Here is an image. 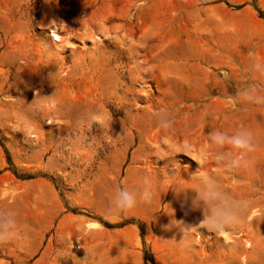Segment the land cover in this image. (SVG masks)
<instances>
[{
  "label": "rangeland",
  "instance_id": "rangeland-1",
  "mask_svg": "<svg viewBox=\"0 0 264 264\" xmlns=\"http://www.w3.org/2000/svg\"><path fill=\"white\" fill-rule=\"evenodd\" d=\"M243 2L253 12L255 0H0V218L14 219L0 264H264V102L226 105L249 85L264 97V21L239 15ZM240 128L256 144L240 168L204 159L209 132ZM175 160L223 201L167 190ZM145 178L151 205L107 213L117 187ZM214 207L237 216L221 233Z\"/></svg>",
  "mask_w": 264,
  "mask_h": 264
},
{
  "label": "clouds",
  "instance_id": "clouds-1",
  "mask_svg": "<svg viewBox=\"0 0 264 264\" xmlns=\"http://www.w3.org/2000/svg\"><path fill=\"white\" fill-rule=\"evenodd\" d=\"M42 52L48 61H54L59 53L54 48L47 45L42 46ZM255 67L258 70H264L261 65L257 64ZM239 99L264 102V97L258 95V90L254 85H249L240 94L239 97H227L226 105L235 107ZM156 124L160 129L168 130L172 127L173 121L170 119L166 112L154 113ZM203 125L201 127V131ZM205 143L207 145L204 159L209 156L214 158L225 170L232 171L242 166L244 158L247 154L252 153L256 149V144L253 139V134L250 130L240 128L231 134L224 131H211L206 136ZM83 144V139H81ZM230 150V151H226ZM235 153V155H232ZM168 165L173 169L172 175H164L169 180L167 190L171 188L175 193H182L185 189L194 190L197 194L196 199L193 201V206H200L201 202H209L217 204L223 201V196L218 190L214 181L207 176L192 175L190 182H185L180 178L179 163L175 160ZM182 184H190L193 187H181ZM154 198V191L151 181L147 178L141 181V189H129L124 187H117L114 190L113 197L107 208L109 215L117 217L135 209L138 204L151 205ZM235 207H239L236 205ZM172 217V216H171ZM169 224L164 226L165 230L176 228L182 233V238L185 245L190 242V228H185L182 224L171 219ZM152 218V217H151ZM237 216L231 210L225 211L224 209L214 207L212 222L209 225L210 229L214 232L221 233L225 229L236 222ZM14 219L11 213L6 214L0 218V240L8 237L9 229L13 226ZM57 257H70V251L64 248L57 250Z\"/></svg>",
  "mask_w": 264,
  "mask_h": 264
},
{
  "label": "crops",
  "instance_id": "crops-1",
  "mask_svg": "<svg viewBox=\"0 0 264 264\" xmlns=\"http://www.w3.org/2000/svg\"><path fill=\"white\" fill-rule=\"evenodd\" d=\"M248 6H250L248 3L243 2L238 14L243 15L245 13H249L250 18H252L253 20H257V22L259 23H262L264 21V18L258 15V13L262 12V14H264V0H255V5L251 6L253 12H249Z\"/></svg>",
  "mask_w": 264,
  "mask_h": 264
},
{
  "label": "bare ground",
  "instance_id": "bare-ground-1",
  "mask_svg": "<svg viewBox=\"0 0 264 264\" xmlns=\"http://www.w3.org/2000/svg\"><path fill=\"white\" fill-rule=\"evenodd\" d=\"M52 34H53V37H54V38H57V35H56L54 32H53Z\"/></svg>",
  "mask_w": 264,
  "mask_h": 264
}]
</instances>
